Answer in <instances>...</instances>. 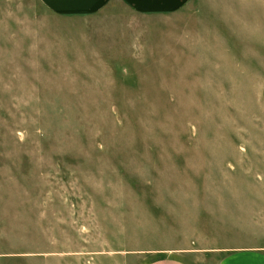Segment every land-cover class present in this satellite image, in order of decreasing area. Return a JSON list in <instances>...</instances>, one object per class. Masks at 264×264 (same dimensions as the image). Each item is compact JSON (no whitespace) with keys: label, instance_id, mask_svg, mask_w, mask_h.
Wrapping results in <instances>:
<instances>
[{"label":"rangeland","instance_id":"obj_1","mask_svg":"<svg viewBox=\"0 0 264 264\" xmlns=\"http://www.w3.org/2000/svg\"><path fill=\"white\" fill-rule=\"evenodd\" d=\"M242 248L264 249V0H0V264Z\"/></svg>","mask_w":264,"mask_h":264},{"label":"crops","instance_id":"obj_2","mask_svg":"<svg viewBox=\"0 0 264 264\" xmlns=\"http://www.w3.org/2000/svg\"><path fill=\"white\" fill-rule=\"evenodd\" d=\"M192 0H40L57 15L94 16L111 3L120 2L139 15L166 16L181 10ZM148 264H189L174 256H164ZM219 264H264V249L242 248L230 251Z\"/></svg>","mask_w":264,"mask_h":264}]
</instances>
